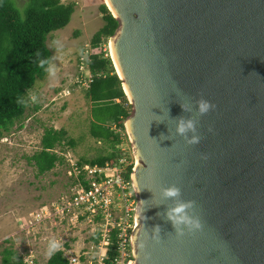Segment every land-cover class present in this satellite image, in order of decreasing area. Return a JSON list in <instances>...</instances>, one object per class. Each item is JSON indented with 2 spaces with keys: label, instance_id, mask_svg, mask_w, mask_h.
Masks as SVG:
<instances>
[{
  "label": "water",
  "instance_id": "1",
  "mask_svg": "<svg viewBox=\"0 0 264 264\" xmlns=\"http://www.w3.org/2000/svg\"><path fill=\"white\" fill-rule=\"evenodd\" d=\"M105 4L132 106L131 264H264V0ZM201 99L215 105L206 115ZM181 117L195 131L179 134ZM172 187L179 195L165 197ZM180 202H194L186 212L202 230L178 235L168 213Z\"/></svg>",
  "mask_w": 264,
  "mask_h": 264
},
{
  "label": "rangeland",
  "instance_id": "2",
  "mask_svg": "<svg viewBox=\"0 0 264 264\" xmlns=\"http://www.w3.org/2000/svg\"><path fill=\"white\" fill-rule=\"evenodd\" d=\"M13 1L24 16L29 0ZM62 1L75 2L77 9L67 27L48 37L47 45L52 51L53 59L47 77L38 81L30 91L31 102L25 117L0 135V263L3 246L12 245L19 254L27 246L20 234L21 220L51 204L68 187L64 169L56 168L45 176L38 177L34 167L27 161V157L39 150L44 129H66L76 146H65V150L77 159H91L108 151L107 146L96 142L89 133L92 103L86 97V88L74 85L78 60L87 45H91L94 34L104 25L99 6L105 4V0ZM105 46L110 55L109 42ZM66 87L70 88V95L60 97L59 94ZM32 97H35V101ZM122 139L125 143L122 151L129 155L125 157H132L136 163L129 137L128 140L125 137ZM120 204L121 210L117 216H125V206L135 222L137 201L133 203L128 199ZM97 230L98 227L93 225H82L69 230L68 234L66 229L63 230L66 248L74 253L87 252L94 245L91 237ZM7 240L10 242L6 243ZM98 252L100 250L96 249L92 253L94 260L97 259ZM52 254L43 250L39 263L46 264ZM125 261L126 259L119 264H125Z\"/></svg>",
  "mask_w": 264,
  "mask_h": 264
},
{
  "label": "trees",
  "instance_id": "3",
  "mask_svg": "<svg viewBox=\"0 0 264 264\" xmlns=\"http://www.w3.org/2000/svg\"><path fill=\"white\" fill-rule=\"evenodd\" d=\"M76 9L75 2L29 0L23 16L13 0H0V135L25 117L31 102L29 93L38 81L46 79L53 59L52 51L47 45L48 37L53 32L67 27ZM99 12L104 25L91 39V47L97 53L88 61L93 79L86 90V97L92 103L89 133L96 142L107 146L108 151L91 159L81 158L80 161L104 166L127 159L129 165L125 179L131 182L135 162L132 157L126 158L129 155L122 151L125 144L122 137L128 140L125 123L132 113V106L109 53L103 51L104 46L115 35L119 23L106 4L99 6ZM65 146H76L66 129H44L39 150L27 157L38 177L52 172L62 163V158L55 150ZM128 191L134 193L132 187ZM100 239V233L91 237L92 242L97 244ZM118 242V231L113 230L107 252V264H119L121 253ZM127 249L125 264L132 261L130 243ZM0 264L24 263L18 251L9 245L2 247ZM46 264L69 262L63 252L57 251L50 256Z\"/></svg>",
  "mask_w": 264,
  "mask_h": 264
},
{
  "label": "built area",
  "instance_id": "4",
  "mask_svg": "<svg viewBox=\"0 0 264 264\" xmlns=\"http://www.w3.org/2000/svg\"><path fill=\"white\" fill-rule=\"evenodd\" d=\"M107 50L105 46L103 51L107 52ZM94 53L97 51L91 45H87L78 60L75 86L89 89L93 75L89 71L88 61ZM68 95H70L69 87L64 88L59 94L60 97ZM55 153L63 160L56 168L64 169L68 187L51 204L30 213L26 219L21 220L20 234L27 242L24 251L19 254L23 263L25 264V257L32 254L27 264H40L41 252L46 250L49 253V241L55 240L60 245L55 252H63L69 264H107V252L113 230L118 231L120 262L125 260L128 256V244L131 245V233L137 226L125 206L123 209L126 212L125 216H117L118 211L121 210V201L128 199L133 203L137 201L134 189V193L128 191L133 188L132 181L128 182L125 179L129 163L126 159L104 166L83 163L71 152L66 151L65 147L57 148ZM82 225L98 227L99 230L94 234L100 233L101 239L98 244L94 242L87 252L74 253L66 248L67 241L63 239L62 231L66 229L68 234L69 230ZM96 249L100 252L94 260L91 255Z\"/></svg>",
  "mask_w": 264,
  "mask_h": 264
},
{
  "label": "clouds",
  "instance_id": "5",
  "mask_svg": "<svg viewBox=\"0 0 264 264\" xmlns=\"http://www.w3.org/2000/svg\"><path fill=\"white\" fill-rule=\"evenodd\" d=\"M33 101H35V97H32ZM18 103L21 102L18 100ZM183 107V106H182ZM215 108V105L211 104L209 101L201 99L198 101V110L199 115H206L211 109ZM195 120L188 119L187 121L184 118H179V126L177 128V132L181 135L185 134L189 129L195 131ZM200 138L198 136H194L191 140L188 141L189 144H197L199 143ZM165 197L174 198L179 195V189L172 187L167 189L164 193ZM194 202H180L174 208H172L169 213L168 217L173 222L174 228H176L178 235L182 236L184 233L180 231L179 226L181 224H185L188 227L189 232H195L196 230H202V222L201 220L196 217H190L186 210L192 208ZM159 229H157L158 231ZM59 243L55 240L49 241L48 244V251L49 253H54L59 248ZM32 254L25 257V264H27L28 258L31 257Z\"/></svg>",
  "mask_w": 264,
  "mask_h": 264
},
{
  "label": "bare ground",
  "instance_id": "6",
  "mask_svg": "<svg viewBox=\"0 0 264 264\" xmlns=\"http://www.w3.org/2000/svg\"><path fill=\"white\" fill-rule=\"evenodd\" d=\"M107 2H108V0H107ZM112 53H113V47H112Z\"/></svg>",
  "mask_w": 264,
  "mask_h": 264
},
{
  "label": "crops",
  "instance_id": "7",
  "mask_svg": "<svg viewBox=\"0 0 264 264\" xmlns=\"http://www.w3.org/2000/svg\"><path fill=\"white\" fill-rule=\"evenodd\" d=\"M102 28V27H101ZM50 258V257H49ZM48 261V260H47Z\"/></svg>",
  "mask_w": 264,
  "mask_h": 264
}]
</instances>
